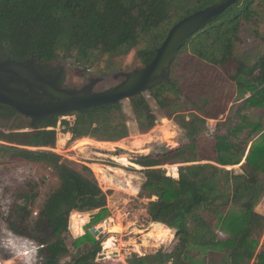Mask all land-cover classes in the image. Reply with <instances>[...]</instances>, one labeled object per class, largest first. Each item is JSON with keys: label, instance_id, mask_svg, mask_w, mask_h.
Returning a JSON list of instances; mask_svg holds the SVG:
<instances>
[{"label": "trees", "instance_id": "trees-1", "mask_svg": "<svg viewBox=\"0 0 264 264\" xmlns=\"http://www.w3.org/2000/svg\"><path fill=\"white\" fill-rule=\"evenodd\" d=\"M220 1L0 0V54L33 65L40 73H57L52 84L64 89V75L52 61L73 57L88 61L93 52L115 53L123 46L145 42L136 52L141 68L151 61L177 20ZM263 19L264 0H237L190 37L171 62L168 81L148 91L166 118L187 104L195 112L188 120L175 115L180 131L173 149L129 154L130 162L116 158L122 165L142 168L145 180L139 195L155 196L147 202L148 216L172 228L177 240L169 252L134 254L128 258L129 264H197L186 259L188 246L221 251L214 264H264V250L258 248L260 241L264 243V214L255 210L264 194V49H249L240 37L245 25L252 36L263 40L258 30ZM203 68L211 69L209 76L205 82L193 83L189 72L199 70L201 79V73L208 72ZM217 69L234 83V102L228 106L231 95L218 84L213 74ZM120 102L67 114L73 116L72 121L53 117L37 126L29 121L30 131H21L20 124L5 125L26 117L0 104V127L8 128L7 133L0 130V157L44 163L58 181L32 222V230L41 233L35 235L39 264H94L90 259L98 242L88 231L72 241L74 253L69 251L68 220L73 211L94 210L98 211L97 220L104 219L108 192L102 190L89 167L82 165L78 170L51 149L56 145L58 126L61 133H70V140L87 137L116 142L127 138L129 129ZM129 104L138 130L150 131L156 116L145 95L131 97ZM220 116L224 118L218 122ZM210 119L217 123L211 126ZM198 149L207 155L198 159ZM175 158L185 163L179 166L176 179L165 176L159 167ZM234 165L240 173L226 168ZM104 173L102 181L113 177ZM28 185V192L21 194L24 203L18 208L21 220H30L29 205L37 196ZM230 205L242 211V223L238 231L222 239L217 222L212 225L209 217L221 219L219 211ZM82 216L75 213L72 219L80 231ZM160 223L151 224L167 228ZM105 232L107 229L102 234Z\"/></svg>", "mask_w": 264, "mask_h": 264}, {"label": "rangeland", "instance_id": "rangeland-1", "mask_svg": "<svg viewBox=\"0 0 264 264\" xmlns=\"http://www.w3.org/2000/svg\"><path fill=\"white\" fill-rule=\"evenodd\" d=\"M260 17H262V15H260ZM175 20H177V17L171 19L170 22L172 23ZM258 30L264 35V19L259 24ZM240 37L245 47L249 49L254 47L264 49V39L260 40V37L257 38L252 36L245 25L241 27ZM145 44V42H141L133 47L123 46L115 53L93 52L88 56V61H78L72 56L73 58L67 60L58 59L52 61L50 64L61 69L64 75V89H78L92 83L94 85L91 90L102 91L122 81L126 73L138 69L141 62L137 58L136 52L139 48L145 46ZM202 70H207L208 72L203 71L200 75L201 79H199V70L189 72V75L193 76L191 79L193 83L205 82L204 79L209 76L211 69L203 68ZM213 74L223 92L227 93L229 97L231 95V101L228 100L227 102V106L230 105V103L234 102V83L227 79L219 69L213 72ZM94 79L98 81L94 83ZM141 94L145 95L156 116V125L150 131L141 133L138 130L135 117L130 108L129 99H125L120 102V105L125 114L129 129L130 137L127 139L116 143L94 141V139L89 138L70 140V133H61L58 126L57 131L59 132L55 145V148H58L60 151L59 155L62 156V159L72 167L78 170L81 169L82 165L89 167L99 185L103 188V191L108 192L106 205L107 213L105 218L97 220V210L84 212L81 222L82 230L81 233L77 235V238L86 231L89 232L90 227H99L100 224L101 227L103 226V231L107 229V232L99 234L97 237L95 236V240H100L103 243L108 236H113L115 245L113 246L111 245L112 243H110V250L116 253L115 251H118L116 246L121 244V246L124 247L120 252L122 257H124L127 250L132 246H135V249H137L135 254L142 255V253H153L160 247H163L165 251L170 250L177 240L174 237L173 229H170V232L168 231L167 237L163 239V241L155 238L156 234L151 231V223L153 222L150 220L146 209L147 202L155 198H147V193L143 197L139 195V192H141V184L145 180L142 168L140 166L133 167L131 165L123 166L127 164L120 165V163L116 161V158L124 157L129 161L128 154H147L149 151L161 153L173 149L172 146H175V143L172 139L175 137L176 132L180 131L176 124L175 115H183L185 120H188L191 118L192 113L195 112L192 105L187 104L174 112L168 119L166 118L167 116L164 115V112L154 103L148 91ZM63 118L68 121L73 120V116L69 115L59 117V119ZM223 118L224 116H220L217 121H222ZM28 123L29 120L27 118L20 117L19 119H13L4 124H20L22 125L21 131H30L31 129L27 127ZM208 123L214 126L217 122L214 119H210ZM0 130L5 133L8 132L7 127H0ZM147 133L149 134L145 135ZM142 134L145 136H142ZM150 139L157 140L155 144H142L143 141H148ZM166 141L173 142L174 144L172 143L166 146ZM147 147L149 149L148 151H146ZM119 148L120 150L117 151L123 153L120 154L121 156L117 155L116 152V149ZM205 155L207 154L200 149L195 152V156H197L198 159H201ZM166 164L185 165V163L181 162V159L177 158L168 161ZM159 167L161 168V166ZM112 168L124 170L126 172L124 175L127 180L132 181L135 179L132 184L135 190L130 192L129 188L128 191H126L119 189L122 183L115 187L107 185L105 180L102 181L101 178L104 176L105 171L109 172L113 177H118V174H116ZM226 168L233 169L236 173L241 172L238 165ZM118 172L124 173L123 171ZM119 178L122 180L125 177L121 176ZM130 181H126V183ZM57 182V178L54 176L51 169L44 163L30 162L19 158L12 159L8 156L0 157V264H39V257L37 258L36 250L38 242L35 235H40L41 233H36L32 230V222L35 221L37 217L36 213L41 208L46 194L57 185ZM28 184L33 187V191L37 193V196L33 204L29 205V209L31 210V215L29 216L30 220H21L22 215L18 208L24 203L21 194L28 192ZM125 186L128 188V185ZM255 210L258 213L264 214V195L259 200ZM90 213L92 216L85 222ZM218 214L221 216V219L217 220L213 215L209 217V220L212 225L217 222L218 226L216 230L222 234L220 236L218 235L219 237L225 239L228 235L230 236L239 230L242 223V211L238 206L230 205L220 210ZM104 222H106L105 225L103 224ZM11 225L14 226L13 230L11 229ZM68 233L70 237H67L66 244L69 251L74 253L72 241L76 237H73L70 230H68ZM258 245H260L258 248L264 250V243H259ZM130 256L131 255H128L127 257ZM221 256L222 252L218 250H209L193 246L187 247L186 259L192 263L214 264L213 262H216ZM211 259H213V261H211ZM124 261V264H127L126 259H124ZM110 262L109 260H98L96 264H109ZM114 264L123 263L119 260Z\"/></svg>", "mask_w": 264, "mask_h": 264}, {"label": "water", "instance_id": "water-1", "mask_svg": "<svg viewBox=\"0 0 264 264\" xmlns=\"http://www.w3.org/2000/svg\"><path fill=\"white\" fill-rule=\"evenodd\" d=\"M236 1L223 0L213 3L179 19L170 27L165 38L156 48L151 61L141 68L126 73L122 81L102 91L91 90L94 85L92 83L73 90L57 88L50 81L38 75L30 67L31 65L17 63L11 58L7 59L0 63V73H7L35 85L52 100L33 102L16 96L12 93L10 79L0 75V104L10 106L28 118L32 125L37 126L46 119L82 112L90 108L113 105L149 91L157 84L168 81L171 62L190 37ZM98 80L94 79V83ZM73 212L68 220V230L70 231V218ZM101 230V227L92 226L89 228V232L93 236H96ZM71 233L74 238H77L76 234L72 231ZM158 252H162L161 247L158 248Z\"/></svg>", "mask_w": 264, "mask_h": 264}, {"label": "crops", "instance_id": "crops-1", "mask_svg": "<svg viewBox=\"0 0 264 264\" xmlns=\"http://www.w3.org/2000/svg\"><path fill=\"white\" fill-rule=\"evenodd\" d=\"M149 133H147V134H145V135H148ZM70 135V134H69ZM145 135H143L142 134V136H145ZM71 136V135H70ZM128 137H130V136H128ZM127 137V138H128ZM87 138V137H86ZM127 138H125V139H127ZM84 139H85V137H84ZM89 139H91V138H89ZM125 139H122V140H125ZM142 140V139H141ZM156 140L157 139H150V140H148V141H143V145H146V144H155V142H156ZM175 139L173 138V142L175 143V146L176 145H178V143H176L175 141H174ZM94 141H96V140H94ZM119 141H121V140H119ZM119 141H116V142H119ZM115 142V143H116ZM167 142V144L170 142V141H166ZM172 142V143H173ZM173 143V144H174ZM141 144V145H142ZM165 144V143H164ZM175 146H172L173 148L175 147ZM145 148V147H144ZM118 150H120V148L118 149ZM149 149H148V147L146 148V151H148ZM117 151V150H116ZM149 152H153V151H149ZM148 152V153H149ZM161 152V151H160ZM153 153H157V152H153ZM162 153V152H161ZM123 154V153H122ZM117 155H120V153L119 154H117ZM126 155V154H125ZM129 155V154H128ZM139 155V154H138ZM121 156V155H120ZM121 165V164H120ZM123 166H128V165H123ZM112 170L116 173V174H118V177H121V176H123L126 172L124 171V170H121V169H115V168H112ZM118 171H123L124 173H120V172H118ZM109 173V172H108ZM94 175V174H93ZM95 177V176H94ZM96 178V177H95ZM145 178V177H144ZM176 179V178H175ZM134 182V181H133ZM132 182V183H133ZM144 182V181H143ZM121 183H122V180H121ZM142 185V184H141ZM102 188V187H101ZM102 190H103V188H102ZM264 195V194H263ZM154 198H155V196H154ZM259 203V202H258ZM74 212H78V211H74ZM71 214V213H70ZM91 214V213H90ZM148 214V213H147ZM84 215V214H83ZM88 216H89V214H88ZM70 217V216H69ZM153 222V221H152ZM105 223L106 222H104L103 224L105 225ZM153 223H160V222H153ZM160 224H162V223H160ZM162 225H164V224H162ZM82 226V225H81ZM164 226H166V225H164ZM98 226H96V228H97ZM99 227H101V225L99 224ZM168 229H172V228H169L168 226H166ZM102 228V227H101ZM103 229V228H102ZM82 230V229H81ZM102 231V230H101ZM100 231V232H101ZM100 232L98 233V234H100ZM219 233L220 232H218V235H219ZM93 236V235H92ZM98 235H96V237H97ZM220 236V235H219ZM93 237H95V236H93ZM174 237H175V231H174ZM97 242H98V248H97V250H96V252L94 253V255H93V257L90 259L94 264H96V262L98 261V260H103V261H111L109 264H114L115 262H118L119 260H121V262L124 264L125 263V261H124V259H126V262H127V260H128V258H130L132 255L130 254V252H129V249L127 250V253H125V255H124V257H122V255L120 254V252H121V250H123V248L124 247H122L121 246V244L119 245L118 244V246H116V249H118V251H115L116 253H113L112 252V250H110V247H108V248H106V245H105V241L102 243V241H100V240H96ZM100 241V242H99ZM260 243H262V241H260ZM115 245V244H114ZM260 246V245H259ZM162 248V252H169L170 250H163V247H161ZM115 249V250H116ZM105 250H109V251H105ZM137 250V249H136ZM105 251V252H104ZM104 252V253H103ZM155 252H158V249L155 251ZM154 253V252H153ZM148 254H150V253H148ZM128 255H131L130 257H127ZM134 255V254H133ZM136 256H142V255H145V254H143L142 253V255H137V254H135ZM37 258H38V254H37ZM65 259H68V257H66ZM123 259V260H122ZM113 262V263H112ZM127 264H129L128 262H127Z\"/></svg>", "mask_w": 264, "mask_h": 264}, {"label": "flooded vegetation", "instance_id": "flooded-vegetation-1", "mask_svg": "<svg viewBox=\"0 0 264 264\" xmlns=\"http://www.w3.org/2000/svg\"><path fill=\"white\" fill-rule=\"evenodd\" d=\"M7 59H10L9 57L5 55L0 54V63L6 61ZM38 75L41 77L45 78L46 80L50 81L51 83L54 82V79L58 76L57 73L53 74H43L40 73L37 69L33 68V65L30 66ZM1 76H3L6 79H10V87L12 88V93L14 90H16V94L14 95L28 99L33 102H45L48 100H52L50 97H48L41 89L36 87L35 85L25 82V80L15 77V76H10L7 73H0ZM53 85V84H52ZM68 90H73V89H68ZM96 91V90H94Z\"/></svg>", "mask_w": 264, "mask_h": 264}, {"label": "bare ground", "instance_id": "bare-ground-1", "mask_svg": "<svg viewBox=\"0 0 264 264\" xmlns=\"http://www.w3.org/2000/svg\"><path fill=\"white\" fill-rule=\"evenodd\" d=\"M125 178L124 179H122V184H121V186L119 187V189H123V190H126V191H128V189L130 188V192L131 191H134L135 190V188L133 187V185H132V182L135 180H132V181H130V180H127V178H126V176L125 175H123ZM126 181H130V182H128V183H126ZM105 183L107 184V185H111V186H119L120 185V183H121V180H120V178L119 177H110V178H106L105 179ZM125 185H128V188H126V186ZM75 213H78V214H84V212L83 213H79V212H73L72 213V215H71V218H70V227H71V231L74 233V234H76V235H78V234H80L81 233V231H80V228H79V230H77V229H75V226L73 225V223H72V219H73V217L75 216ZM86 213V212H85ZM151 226H152V233H155L156 235H155V238H157V240H162L163 241V239H165L166 237H167V234H168V229L167 228H165V227H163V226H161V225H158V224H151ZM94 227H96V226H94ZM102 228H103V226H102ZM102 232H103V229H102V231L100 232V234H102ZM97 235H99V234H97ZM113 240H114V238H113V236H108L107 238H106V240H105V245H106V248H108V247H110V243H112L111 245H113L114 246V243L115 242H113ZM167 240V239H166ZM112 246V247H113Z\"/></svg>", "mask_w": 264, "mask_h": 264}, {"label": "built area", "instance_id": "built-area-1", "mask_svg": "<svg viewBox=\"0 0 264 264\" xmlns=\"http://www.w3.org/2000/svg\"><path fill=\"white\" fill-rule=\"evenodd\" d=\"M51 150L53 152L57 153V154H60V151L58 150V148H53ZM179 166H180L179 164H164V165L161 166V169L163 170L165 176L170 177V178H177L178 177ZM219 235H222V234L219 233ZM38 248L39 247L37 245V248H36L37 251H38ZM135 248H136L135 246H132L129 249V252H130L131 255L136 253V249Z\"/></svg>", "mask_w": 264, "mask_h": 264}]
</instances>
